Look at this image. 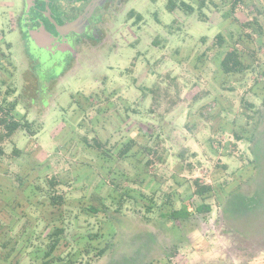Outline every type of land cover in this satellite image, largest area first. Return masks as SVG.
Returning a JSON list of instances; mask_svg holds the SVG:
<instances>
[{
    "label": "rangeland",
    "instance_id": "obj_1",
    "mask_svg": "<svg viewBox=\"0 0 264 264\" xmlns=\"http://www.w3.org/2000/svg\"><path fill=\"white\" fill-rule=\"evenodd\" d=\"M3 1L0 118L29 126L7 135L0 122V256L37 217V232L64 228L53 264H264L251 152L264 143V0H184L192 12L126 0L111 40L76 57L48 54L33 31L24 47ZM217 33L245 51V76L220 69ZM184 203L211 209L179 235L161 214ZM246 204L252 231L231 214ZM34 235L19 264H39L49 243Z\"/></svg>",
    "mask_w": 264,
    "mask_h": 264
},
{
    "label": "flooded vegetation",
    "instance_id": "obj_2",
    "mask_svg": "<svg viewBox=\"0 0 264 264\" xmlns=\"http://www.w3.org/2000/svg\"><path fill=\"white\" fill-rule=\"evenodd\" d=\"M4 2V1H3ZM8 2V3H6ZM126 0H5L12 30H18L24 47L29 48L31 34L38 33L40 49L48 54L69 53L74 57L92 43L105 46L110 39L108 24ZM64 28L61 29L60 27ZM44 30V32H42ZM29 33V34H28ZM65 50V51H64Z\"/></svg>",
    "mask_w": 264,
    "mask_h": 264
},
{
    "label": "trees",
    "instance_id": "obj_3",
    "mask_svg": "<svg viewBox=\"0 0 264 264\" xmlns=\"http://www.w3.org/2000/svg\"><path fill=\"white\" fill-rule=\"evenodd\" d=\"M166 1H167L166 7L169 11H172L175 8H179V9H183L186 12H192L195 9L193 6H191L189 3H187L184 0H166ZM198 2L199 3L197 7L200 10H202V7L205 5V1L198 0ZM133 13L134 11L131 10L130 14L133 15ZM136 17L137 19H140L139 14L138 15L136 14ZM233 19L236 20L237 19L236 16H234ZM226 42L227 41L225 40L224 36L221 33H217L215 34L210 44V47L212 48L219 47L222 50V57L219 61L220 69L222 70L224 75H232V77L234 78L238 76L239 74L245 76L247 71L252 68V62L247 61L246 58H245L246 60L245 62L244 56H243V54H245V51L242 50V48H240L236 44L229 45ZM5 117L0 118V122L3 123L6 129L7 135L11 134L13 131H15L19 127L23 128V127L29 126V124L26 122H19V121H13V120L7 121ZM235 136L239 137L237 133H235ZM260 136H262V134ZM249 139L252 142H254V134L250 135ZM260 144L264 146V143L262 142L261 139L256 140L254 144L251 146V152L254 156L253 164L255 167L256 186L258 187L259 190H261L260 193H257V195H259L261 199H264V169L262 166L263 159H264V147L261 146ZM128 147L129 146L125 144V147L120 150L121 153L124 154L125 150L128 149ZM198 187L199 188L197 189H198V192L200 193H205L211 189L209 186H198ZM260 205L258 204L257 206H260ZM210 209H211L210 205L206 203H199L195 207H189V208H187V205L184 203V204H180L177 207L171 206L169 208V212L167 214L162 213L161 216L167 222H169L168 226H170L173 231L179 233V235L180 234L183 235L182 230L184 229V226L186 225V223L192 217H195V215L203 213V212H208L210 211ZM245 209L246 211L242 212V216H240L241 214L239 212L237 213L235 211L233 212L231 211L232 213L231 212L230 213L233 214L234 216H237L235 218V221L237 222L242 221L244 223L243 225L244 230L252 231L256 223L253 218V215L255 213L254 211L255 207L253 209L251 205L246 204ZM244 212L246 213V215ZM241 217H244V218H241ZM40 221L41 220H39V218L37 217H35L34 220H32L30 223L28 221L29 224L33 223L32 226H27L28 223L25 222L27 223V225H25L23 227L24 230H21V233H19V237H18L19 239L14 237L13 240H17L16 242H20L22 244L20 250H17L15 248H9L10 250H8V249H5V248H8V244L6 242L2 244L4 249L1 251L2 254L0 256L1 258L0 264H2L1 262H3V264H19L22 256L24 255L22 254V251L26 247L30 246L29 243H31V238L34 233H35L34 235L35 237H39V238L41 237V239L45 238L49 243L48 245L44 247V251L42 252L41 258L39 260V264H53L56 261L61 259L60 253L59 252L56 253V250L60 248V240L63 239L62 237H60V234L64 233V228L61 226L60 227L55 226V228H52L53 229L52 230V229H49V225L45 223L42 228L44 230H40L39 232H37L38 223ZM54 236L55 238H53ZM77 239L79 238L77 237ZM108 248H110V245L106 244L102 248H99L96 254L102 255L104 251ZM35 251H37V248ZM17 256H19V258H17Z\"/></svg>",
    "mask_w": 264,
    "mask_h": 264
},
{
    "label": "water",
    "instance_id": "obj_4",
    "mask_svg": "<svg viewBox=\"0 0 264 264\" xmlns=\"http://www.w3.org/2000/svg\"><path fill=\"white\" fill-rule=\"evenodd\" d=\"M61 29H63L64 27L63 26H61L60 27ZM34 32V31H33ZM42 32H44V30H42ZM36 35L38 34V33H35ZM35 34H33V38L32 39H34L35 38ZM31 35H32V33H31Z\"/></svg>",
    "mask_w": 264,
    "mask_h": 264
},
{
    "label": "crops",
    "instance_id": "obj_5",
    "mask_svg": "<svg viewBox=\"0 0 264 264\" xmlns=\"http://www.w3.org/2000/svg\"><path fill=\"white\" fill-rule=\"evenodd\" d=\"M9 30H12V28H10ZM3 32V31H2ZM1 37H2V35H1ZM6 44H8V43H6ZM9 46V45H8ZM1 47V46H0Z\"/></svg>",
    "mask_w": 264,
    "mask_h": 264
}]
</instances>
